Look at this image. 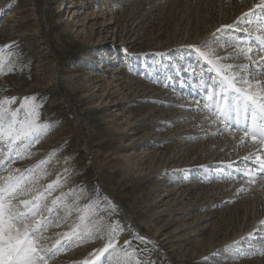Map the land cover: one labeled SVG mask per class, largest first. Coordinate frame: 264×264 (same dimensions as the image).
I'll return each mask as SVG.
<instances>
[{"label":"rangeland","instance_id":"rangeland-1","mask_svg":"<svg viewBox=\"0 0 264 264\" xmlns=\"http://www.w3.org/2000/svg\"><path fill=\"white\" fill-rule=\"evenodd\" d=\"M259 3L0 0V47L11 44L15 53L12 70L6 61L0 74V99L16 98L5 108L19 109L18 121L52 125L0 175L29 177L56 150L37 187L60 174L68 182L49 204L70 188H86L81 204L107 197L124 225L116 247L135 250L132 264L136 257L142 264H264V172L256 160L264 144L245 137L251 116L242 109L226 123L208 119L197 84L212 73L190 47L250 65L253 85L264 82ZM235 38L252 47L251 60L226 43ZM65 217L61 209L42 232L46 264L94 259L89 254L107 239L76 229L78 213ZM123 257L115 253L111 264Z\"/></svg>","mask_w":264,"mask_h":264},{"label":"snow or ice","instance_id":"snow-or-ice-1","mask_svg":"<svg viewBox=\"0 0 264 264\" xmlns=\"http://www.w3.org/2000/svg\"><path fill=\"white\" fill-rule=\"evenodd\" d=\"M257 7L264 13V0H260ZM259 19L264 21V16H260ZM256 39L264 45V35H259ZM226 43L235 44L239 53L249 60L252 59L250 55L252 47L250 45L240 47L243 42L239 38ZM190 47L195 48L208 71L212 73L207 80L201 78L197 84V87L203 86L205 90L207 103L202 110L210 113L208 119L214 116L216 119L212 121L213 124L217 121L226 123L234 118V113H239L242 109L246 117L249 114L251 116L250 126L246 125L243 129L245 137L250 136L253 141L264 144V87H262L264 82L257 80L253 85L250 65L224 63L223 61L230 56H219L214 48L201 50L196 46ZM10 49H12L11 44L0 47V74L4 73L6 61L9 65L8 70H12L11 58L15 53L9 51ZM259 74L264 75V68H261ZM254 87L258 90L252 91ZM34 99L35 97H25L24 101L27 103ZM15 100V97L0 99V172L11 168L15 159L22 157V149L26 150L30 145L38 143L40 137L52 127L51 124H38L35 119L18 121L16 115L19 109L13 111L5 108V104L10 105ZM29 115L38 116V113L33 110ZM55 152L56 150H53L48 158L40 161L35 169L27 170L29 177L36 171L41 172V175L34 179L24 175H13L11 171L7 175H0V264H41V262L46 264L41 254L44 251L43 245L40 244L42 232L52 225V217L61 209L66 213L65 218L70 217L73 212L78 213L79 223L75 228L81 229L89 238L107 239L102 248L95 249L89 254L94 259L85 260L82 264H96L97 261L99 264H111L113 255L120 251H124V257L122 260L118 259L117 264H132L131 258L135 257V250L127 252L116 247L119 242L118 237L124 231V225L114 219L117 208L107 200V197L103 202L97 196L81 204L80 201L88 196L86 188H70L67 191H60L49 204L48 198L68 182V176L60 174L50 183L37 187L38 181L49 174L44 166ZM256 160L259 164L258 171L264 172V157L257 156ZM14 171L18 173L20 169ZM219 171L226 177L231 175L223 169ZM64 172H68V169L65 168ZM70 197L71 202H69ZM101 212L104 215H101ZM261 224H264V221H261ZM135 235L141 241L145 240L139 234ZM249 237H254V234L249 233ZM125 244L130 246L131 241H125ZM259 254L264 255V251ZM135 264H142L138 257L135 259Z\"/></svg>","mask_w":264,"mask_h":264},{"label":"bare ground","instance_id":"bare-ground-1","mask_svg":"<svg viewBox=\"0 0 264 264\" xmlns=\"http://www.w3.org/2000/svg\"><path fill=\"white\" fill-rule=\"evenodd\" d=\"M62 8H63V7H62ZM64 8H66V7H64ZM70 14H71V13H70ZM70 14H69V15H70ZM69 17H70V16H69Z\"/></svg>","mask_w":264,"mask_h":264},{"label":"water","instance_id":"water-1","mask_svg":"<svg viewBox=\"0 0 264 264\" xmlns=\"http://www.w3.org/2000/svg\"><path fill=\"white\" fill-rule=\"evenodd\" d=\"M113 199H114V197H113ZM115 201L117 202V200L115 199Z\"/></svg>","mask_w":264,"mask_h":264}]
</instances>
